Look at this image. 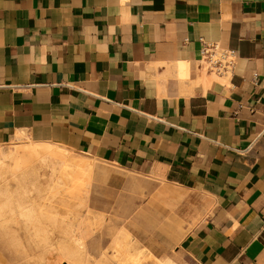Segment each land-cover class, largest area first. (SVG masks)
Here are the masks:
<instances>
[{
	"label": "crops",
	"instance_id": "obj_1",
	"mask_svg": "<svg viewBox=\"0 0 264 264\" xmlns=\"http://www.w3.org/2000/svg\"><path fill=\"white\" fill-rule=\"evenodd\" d=\"M18 132L95 158L141 264H264V0H0V145Z\"/></svg>",
	"mask_w": 264,
	"mask_h": 264
},
{
	"label": "bare ground",
	"instance_id": "obj_2",
	"mask_svg": "<svg viewBox=\"0 0 264 264\" xmlns=\"http://www.w3.org/2000/svg\"><path fill=\"white\" fill-rule=\"evenodd\" d=\"M211 78L220 80L215 72ZM94 164L88 154L57 141L32 139L24 132L2 144L3 242L24 254L38 250L39 258L49 264H141L148 251L124 227L99 254L89 248L92 233L84 224V212L90 207ZM156 261L176 264L168 257Z\"/></svg>",
	"mask_w": 264,
	"mask_h": 264
},
{
	"label": "rangeland",
	"instance_id": "obj_3",
	"mask_svg": "<svg viewBox=\"0 0 264 264\" xmlns=\"http://www.w3.org/2000/svg\"><path fill=\"white\" fill-rule=\"evenodd\" d=\"M88 198L89 206L93 210L102 212L105 218V222L99 228V221L94 215L93 210L89 207L84 212V224L88 227V231L92 233V237L89 240V248L98 247L97 240H100V249H105L109 244L107 227L112 224L115 227L126 224V217L120 211L121 208L117 204L115 195L106 192L96 180L93 182ZM26 253L24 254L16 248L11 247V245L4 243L0 238V264H37L38 261V264H49L47 263L48 260H41L39 258L40 254H38V250L28 249ZM61 264L67 263L62 262Z\"/></svg>",
	"mask_w": 264,
	"mask_h": 264
},
{
	"label": "built area",
	"instance_id": "obj_4",
	"mask_svg": "<svg viewBox=\"0 0 264 264\" xmlns=\"http://www.w3.org/2000/svg\"><path fill=\"white\" fill-rule=\"evenodd\" d=\"M201 56L206 60L209 69L217 73L233 71L235 54L228 49L220 48L217 43L202 41Z\"/></svg>",
	"mask_w": 264,
	"mask_h": 264
}]
</instances>
